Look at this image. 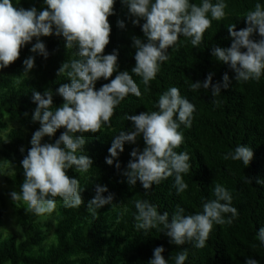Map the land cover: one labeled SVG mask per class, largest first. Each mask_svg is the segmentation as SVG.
<instances>
[{
	"label": "trees",
	"instance_id": "obj_1",
	"mask_svg": "<svg viewBox=\"0 0 264 264\" xmlns=\"http://www.w3.org/2000/svg\"><path fill=\"white\" fill-rule=\"evenodd\" d=\"M18 8L37 11L45 9L44 0H12ZM199 4L200 0H191ZM226 17L213 21L203 36L202 44L193 48L184 37L178 40L176 50L169 49V60L161 65L160 72L150 86L145 89L139 77L133 75L138 84L141 96L129 95L115 109L109 125H102L100 130L85 133L86 143L83 152L93 161L87 173H77L75 169L66 172L74 177L84 189L81 193L84 205L79 209H65L62 202L47 220H41L27 211L23 203H13L12 191H20L24 181L22 160L31 148V139L40 123L32 117L37 104L33 102V92L43 95L51 90L53 93V110L63 105L64 100L58 95V89L71 81L66 74L59 75L61 66L72 59H78L76 49H66L63 37L51 35L40 37L45 44L48 57L33 54L30 49L37 42L20 50L19 58L0 71V167L3 171L1 182L6 188L0 193L2 209L5 215V199L11 203L19 229L18 234L0 230V264H148L153 257V250L162 246L164 258L168 264H174V257L187 249L188 259L185 264H245L251 257L259 264H264V245L256 239V232L264 226V77L259 82L241 83L235 81L234 72L228 65L222 64L212 55L215 47L229 48L232 38L227 25L235 24V30L247 27L245 14L254 10L256 3L264 5V0H227ZM114 15L108 17L111 26L109 44L104 55L118 52V72L128 71L135 67V48L132 38L144 40L142 25L132 23L134 17L128 6L116 0L113 6ZM125 27L121 28L119 22ZM259 40L258 34L253 36ZM146 42V41H145ZM246 51V50H242ZM35 56V67L24 76L23 61ZM96 82V90L110 83L118 74ZM213 74V84L222 82L225 73L229 75L230 87L222 89L219 98L221 104L214 105L211 88L193 91L192 83L203 82ZM179 88L182 96L195 105L191 128L181 127L184 142L177 152L186 151L191 159L190 172L184 175L188 188L177 194L172 187L174 178L153 185L145 195L140 182L135 186L127 183L123 173L132 160L134 149L143 151L142 138L135 144L125 143L123 153L109 166L105 161L109 157L108 149L120 131L132 129V122L126 115H139L141 112L156 111L155 104L159 96L169 87ZM65 129L61 128L51 137H44L42 143L54 144ZM4 134V135H3ZM238 145H245L253 150V159L246 167L242 162L225 160L226 153ZM23 149V152L21 151ZM116 163L120 168L115 167ZM15 170L9 176V172ZM251 180L246 183L245 180ZM216 183L224 185L232 194V206L238 210V218L231 225H214L206 246L197 249L190 243L176 246L162 233L161 228L152 229L147 234L134 228V201L148 199L171 217L179 204L186 214L202 211V204L214 199L213 189ZM107 186V197L113 195V204L117 209L127 208L123 218L117 223V212L112 205L97 210L93 218L87 212V204L96 194V185ZM2 194V195H1ZM2 220L0 218V229ZM36 249V251H33ZM27 253V254H26Z\"/></svg>",
	"mask_w": 264,
	"mask_h": 264
},
{
	"label": "clouds",
	"instance_id": "obj_2",
	"mask_svg": "<svg viewBox=\"0 0 264 264\" xmlns=\"http://www.w3.org/2000/svg\"><path fill=\"white\" fill-rule=\"evenodd\" d=\"M116 0H44L46 5L42 11L35 7L30 9L14 6L12 0H0V71L15 62L20 50L36 39L31 47L33 54L48 57L45 44L40 37L56 35L63 37L66 49H76L78 59L65 62L59 75L66 74L71 81L58 89V95L64 100L61 107L53 110V93L46 91L33 92V102L37 107L33 121L40 123L31 139V148L22 160L24 181L20 191L10 193L13 203H23L27 211L41 220H47L57 208L58 199L65 209H79L84 205L80 182L69 177L66 172L75 169L77 173H87L93 161L84 152L85 133H97L102 125H109L115 109L130 94L141 96L138 84L133 75L140 78L145 89L156 79L161 65L169 60V49L176 50L180 37L190 41L193 48H198L203 41L204 33L213 21H221L226 17L227 0H200L199 4L191 0H121L126 4L134 25L144 20L142 31L144 40L132 38L135 48V67L128 71L118 72V52L104 55L109 44L111 26L108 17L114 15L113 6ZM247 27L236 31L235 24L227 25L232 38L229 48L215 47L212 55L222 64L228 65L234 72L235 81L248 83L259 82L264 77V5L256 3L254 10L245 14ZM121 28L124 22H119ZM258 34L260 39L254 40ZM146 41V42H145ZM246 50V51H242ZM27 77L35 67V56L23 61ZM114 72H118L110 83L96 90V82L101 78L108 80ZM227 73L222 82L213 84V74H209L201 83L190 85L191 90L211 88L212 103L217 107L222 89L230 87ZM156 111L141 112L139 115H126L132 122L128 132L120 131L108 149L106 163L111 166L125 143L135 144L142 138L143 151L134 149L132 160L123 175L130 186L140 182L145 195L153 185L174 178L172 187L177 194L187 190L188 184L184 175L192 167L190 155L186 151L176 149L184 142L183 128H191L195 105L182 96L179 88L172 86L159 96L155 104ZM65 129L54 144L42 143L44 137L53 136L57 130ZM23 152V149H21ZM253 150L245 145H238L224 155L225 160L242 162L246 167L253 159ZM115 167L120 168L116 163ZM9 172V176L14 173ZM251 183V180H245ZM264 185V181L257 180ZM107 186L96 185V194L87 204V212L95 218L97 210L112 205L117 212V223L127 212V208L117 209L113 204V195L107 197ZM214 199L202 204V211L186 214L185 208L179 204L171 217L148 199L134 201V228L147 234L152 229L161 228L169 242L176 246L186 243L197 249L206 246L214 225H231L238 218L237 208L232 206L233 196L222 184L216 183L213 189ZM2 230V229H0ZM256 239L264 245V226L256 232ZM36 251V249H33ZM164 247L153 250V257L148 264H168L164 258ZM27 254V253H26ZM188 259L187 249L174 257V264H185ZM245 264H259L249 257Z\"/></svg>",
	"mask_w": 264,
	"mask_h": 264
},
{
	"label": "rangeland",
	"instance_id": "obj_3",
	"mask_svg": "<svg viewBox=\"0 0 264 264\" xmlns=\"http://www.w3.org/2000/svg\"><path fill=\"white\" fill-rule=\"evenodd\" d=\"M2 173H3V171L0 167V193H2V191L6 190V188L4 187V184L1 182ZM3 199L5 200L4 212L6 213L5 215H0V218L2 220L1 229L3 231V234L7 233L6 232L7 230H9L11 232H15L18 234L19 229H18V226L16 223V217L14 215V209L12 208L11 203L5 199V196ZM1 210H3V209H2V205H1V201H0V211Z\"/></svg>",
	"mask_w": 264,
	"mask_h": 264
}]
</instances>
